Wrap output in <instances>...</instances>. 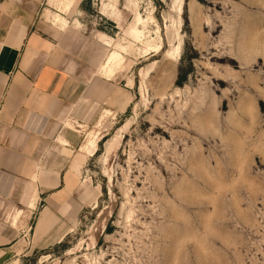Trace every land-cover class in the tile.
I'll return each mask as SVG.
<instances>
[{
  "label": "rangeland",
  "instance_id": "1",
  "mask_svg": "<svg viewBox=\"0 0 264 264\" xmlns=\"http://www.w3.org/2000/svg\"><path fill=\"white\" fill-rule=\"evenodd\" d=\"M175 5L0 0V40L12 23L59 45L77 32L93 42L95 74L123 47L107 97L79 120L77 147L91 155L50 198L61 230L34 245L29 229L9 263L264 264V0ZM132 28L160 35L161 52L145 54ZM174 33L178 60L165 55Z\"/></svg>",
  "mask_w": 264,
  "mask_h": 264
},
{
  "label": "crops",
  "instance_id": "2",
  "mask_svg": "<svg viewBox=\"0 0 264 264\" xmlns=\"http://www.w3.org/2000/svg\"><path fill=\"white\" fill-rule=\"evenodd\" d=\"M77 34H70V45H59L12 23L0 40V264L9 263L29 229L34 245L61 230L50 198L91 155L77 147L87 126L79 120L90 118L94 101L105 100L109 79L100 72L106 60L94 73L93 42ZM249 40L245 35L239 46L251 59ZM94 75L105 79L97 89L87 80Z\"/></svg>",
  "mask_w": 264,
  "mask_h": 264
},
{
  "label": "bare ground",
  "instance_id": "3",
  "mask_svg": "<svg viewBox=\"0 0 264 264\" xmlns=\"http://www.w3.org/2000/svg\"><path fill=\"white\" fill-rule=\"evenodd\" d=\"M173 3H176V5H175V6H177L176 10H177V12H180L181 0H173ZM194 8H195L194 4L191 3L190 4V10H192L193 15L195 14ZM141 20L142 19L138 14L134 18V21L136 22V24L139 23ZM63 23H65V22H63ZM176 30H178V26L176 27ZM131 35L134 39L142 41L143 50L145 51V54H147L149 52L153 53V54H157V53L161 52L162 41H161L160 35L155 36V37L154 36L145 37L144 32H142L141 30H136L134 28L131 29ZM171 37L168 39V45L170 46V48H168L165 51V55L171 59L178 60L180 57V49H181L180 48V39L176 33L172 34ZM119 48L123 49L122 46H118V48H115V50L109 56L107 63L103 66V68L105 69V71H104L105 77L107 79H110L113 76L115 70L117 69V67L121 63L123 55H122V52H120ZM147 72H148V70H147ZM201 122H202L204 127L209 124L208 123L209 121L206 120V117H205V120L203 119ZM127 125H128V121L122 127L121 132H123V130L127 127ZM8 264H17V262L14 261V262H11Z\"/></svg>",
  "mask_w": 264,
  "mask_h": 264
},
{
  "label": "trees",
  "instance_id": "4",
  "mask_svg": "<svg viewBox=\"0 0 264 264\" xmlns=\"http://www.w3.org/2000/svg\"><path fill=\"white\" fill-rule=\"evenodd\" d=\"M184 78H185L184 75H179L176 84L177 85H180L183 82Z\"/></svg>",
  "mask_w": 264,
  "mask_h": 264
}]
</instances>
